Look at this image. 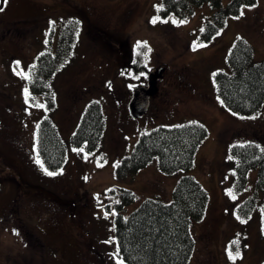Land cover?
Segmentation results:
<instances>
[{
    "label": "rangeland",
    "instance_id": "374dc122",
    "mask_svg": "<svg viewBox=\"0 0 264 264\" xmlns=\"http://www.w3.org/2000/svg\"><path fill=\"white\" fill-rule=\"evenodd\" d=\"M160 7L161 0H0V264H127L115 253V215H127L146 197L171 199L183 173L193 175L209 195L203 218L190 228L194 249L188 264L264 260L262 192L246 216L235 211L253 193L256 170H249L247 187L235 195L228 155L234 143L264 145V102L254 114H236L220 101L212 77L227 69L226 54L238 36L253 46L255 60L264 58V0L227 15L210 41L201 38L216 9L209 1L181 21L172 12L161 15ZM73 17L76 26L68 22ZM61 32L75 39L47 83L54 94L48 114L65 141L87 103L98 100L104 128L94 151L67 145L62 166L49 171L37 163L34 149L44 98L33 95L24 74L29 76L43 50L55 49ZM138 43L145 45L147 67L139 78L121 69ZM159 66L163 75L146 113L131 117L132 89ZM186 121L208 131L190 168L168 174L153 159L131 179L115 177V165L141 132ZM111 185L132 189L136 200L121 208L119 192H108ZM229 247L233 255L239 252L235 260Z\"/></svg>",
    "mask_w": 264,
    "mask_h": 264
},
{
    "label": "trees",
    "instance_id": "16d2710c",
    "mask_svg": "<svg viewBox=\"0 0 264 264\" xmlns=\"http://www.w3.org/2000/svg\"><path fill=\"white\" fill-rule=\"evenodd\" d=\"M209 1L214 6L213 20H206L201 38L210 41L224 24L227 15H239L241 8L256 0H161L159 12L174 13L179 21L192 13L193 8ZM77 24V18L69 19ZM74 35L62 32L55 49L43 50L30 68L29 85L33 95L44 98L45 114L36 127L35 157L49 171L58 170L66 156L67 145L94 151L101 140L104 114L101 103L92 100L84 107L79 121L67 140L60 136L56 124L48 114L52 109L53 92L48 81L55 68L68 58ZM139 44V47H138ZM135 51L127 67H121L134 77L147 70L143 43ZM227 69L213 72V82L220 101L232 112L248 116L254 114L264 102V58H253V46L241 36L235 38L226 54ZM208 131L197 121L173 125H158L140 133L131 152L115 165L118 180H128L141 168L157 159L159 168L168 174L183 172L194 162V155ZM228 155L232 160V189L236 194L247 187L250 169L256 170L254 191L241 201L235 211L244 217L261 196V215L264 222V145L256 141L231 144ZM109 193L119 192L121 208L136 200L135 192L127 187L111 185ZM209 204L208 192L195 177L181 174L169 200L146 197L127 215L118 212L114 217L115 253L127 264H188L194 249L191 232L193 222L201 220ZM117 249L119 250L117 253ZM264 264V260L260 263Z\"/></svg>",
    "mask_w": 264,
    "mask_h": 264
},
{
    "label": "water",
    "instance_id": "95a60500",
    "mask_svg": "<svg viewBox=\"0 0 264 264\" xmlns=\"http://www.w3.org/2000/svg\"><path fill=\"white\" fill-rule=\"evenodd\" d=\"M163 66L151 68L146 73V83L135 86L127 102L128 113L131 117H139L146 113L150 98L158 90L157 82L162 77Z\"/></svg>",
    "mask_w": 264,
    "mask_h": 264
},
{
    "label": "snow or ice",
    "instance_id": "6c2138e0",
    "mask_svg": "<svg viewBox=\"0 0 264 264\" xmlns=\"http://www.w3.org/2000/svg\"><path fill=\"white\" fill-rule=\"evenodd\" d=\"M3 9L2 8H0V11H2ZM158 10H159V8H158ZM241 14H243V13H241ZM153 23H155L156 22V18H154L153 19V21H152ZM164 22H167V21H164ZM51 23H54V22H51ZM197 45H193V48L195 49V47H196ZM200 46H203V45H200ZM138 47H139V44H138ZM19 64V62H17V65ZM14 71H16V69L14 68ZM17 74L18 75H21V74H23L22 73V71L21 72H17ZM25 75V78H29L28 76H27V74H24ZM137 78H139V77H137ZM25 94H26V96H27V89H25ZM74 151H75V149H74ZM80 151H83V149H80ZM86 156H87V154H85ZM37 163H39V160L37 161ZM48 175H55L56 173H52V172H48L47 173ZM229 195H232V193H231V191L229 192ZM235 197L233 196V199H234ZM106 216H107V213L105 214ZM108 242H110V241H108ZM233 243H238V241H233ZM118 249H117V253H118ZM228 255H229V258L230 259H233V260H235V258H236V255H239V252L237 251V253H236V255H233V253H232V251H231V247H229V250H228Z\"/></svg>",
    "mask_w": 264,
    "mask_h": 264
}]
</instances>
